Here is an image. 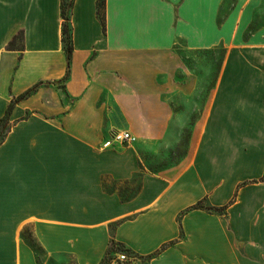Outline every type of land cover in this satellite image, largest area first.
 I'll use <instances>...</instances> for the list:
<instances>
[{
  "label": "crops",
  "instance_id": "obj_1",
  "mask_svg": "<svg viewBox=\"0 0 264 264\" xmlns=\"http://www.w3.org/2000/svg\"><path fill=\"white\" fill-rule=\"evenodd\" d=\"M61 1L0 0V117L52 82L0 144V264H264V0H73L64 81Z\"/></svg>",
  "mask_w": 264,
  "mask_h": 264
},
{
  "label": "trees",
  "instance_id": "obj_2",
  "mask_svg": "<svg viewBox=\"0 0 264 264\" xmlns=\"http://www.w3.org/2000/svg\"><path fill=\"white\" fill-rule=\"evenodd\" d=\"M72 3H73V0H62L61 1V15H62V37H61V39H62V43H63V51H64L65 56H66V73L63 76V78L61 79L62 81H64L68 76L69 62H70L71 52H72V48H73L72 47L71 26H70V10L72 7ZM102 9H103V0H99V2L97 3V14L101 20H103ZM19 35L21 36V45L18 46L16 44V41H17ZM7 49H11V50L20 49V50H22L23 49L22 35L21 34L14 35L12 37V39L7 43ZM50 83H52V82H50V81H38V82L34 83L32 86L28 87L27 89H25L21 93L17 94L16 96H13L10 99V101H9V103L5 109L4 114L0 117V144L3 142L5 135L10 130L11 124L9 122V115H10L12 109L14 108L15 104L18 101L27 98L29 95H31L33 92H35L36 89L40 85L50 84ZM244 183L245 182H243L241 184H244ZM234 198H235V195L229 201V203L222 205L220 207L205 204L203 200H199L195 204L191 205L188 209L200 208V209H205L208 211L223 214V213H225V210L227 209L228 205L234 200ZM182 213H184V211ZM119 248L122 249L121 246H119ZM113 250H114V245L112 243V245L107 250V253L105 254L103 259L98 264H108L109 259L111 257L110 253Z\"/></svg>",
  "mask_w": 264,
  "mask_h": 264
},
{
  "label": "built area",
  "instance_id": "obj_3",
  "mask_svg": "<svg viewBox=\"0 0 264 264\" xmlns=\"http://www.w3.org/2000/svg\"><path fill=\"white\" fill-rule=\"evenodd\" d=\"M136 140V137L129 131L119 130L114 132L110 139H107L103 145L108 146L113 142L117 143H132ZM136 259L134 254L129 253L124 248H117L111 253L108 264H133Z\"/></svg>",
  "mask_w": 264,
  "mask_h": 264
},
{
  "label": "rangeland",
  "instance_id": "obj_4",
  "mask_svg": "<svg viewBox=\"0 0 264 264\" xmlns=\"http://www.w3.org/2000/svg\"><path fill=\"white\" fill-rule=\"evenodd\" d=\"M230 1H232V0H230ZM252 27H251V29H252ZM16 44L18 46L21 45V36L20 35L18 36ZM221 56H222V54H221L220 50H215L214 54L212 56V61H210L209 56H208V62L207 63L204 61L202 63L201 62L198 63L197 65L192 64L191 66L197 68L199 76L204 78L206 76V73H207L208 78L211 76H213L215 78ZM135 185H136V183H135Z\"/></svg>",
  "mask_w": 264,
  "mask_h": 264
}]
</instances>
